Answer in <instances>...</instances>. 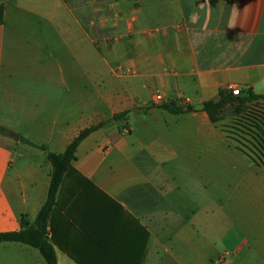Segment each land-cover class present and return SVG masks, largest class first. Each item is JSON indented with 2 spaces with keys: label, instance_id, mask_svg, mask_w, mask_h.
<instances>
[{
  "label": "crops",
  "instance_id": "0c3cea01",
  "mask_svg": "<svg viewBox=\"0 0 264 264\" xmlns=\"http://www.w3.org/2000/svg\"><path fill=\"white\" fill-rule=\"evenodd\" d=\"M0 6V233L46 204L47 154L103 124L57 194L58 264H264V159L203 110L232 86L264 106V0ZM0 264L46 262L3 243Z\"/></svg>",
  "mask_w": 264,
  "mask_h": 264
},
{
  "label": "trees",
  "instance_id": "16d2710c",
  "mask_svg": "<svg viewBox=\"0 0 264 264\" xmlns=\"http://www.w3.org/2000/svg\"><path fill=\"white\" fill-rule=\"evenodd\" d=\"M4 23V6H0V24ZM221 101L217 104H206L203 110L207 112L214 123L219 122V118L227 107H234V113H240L241 109L247 103H252L260 100L262 97H257L251 90L247 91L245 98L234 96L230 91H220ZM173 114L184 113L183 109L178 107H162ZM187 111H193L188 108ZM122 118V115L116 116V119ZM103 124L89 128L82 133L67 147L64 153L55 154L48 153L47 159L52 165L51 184L48 193L46 204L41 209L33 225H30L26 218L21 221V230L11 233H0V244L3 243H18L24 244L39 251L46 264H58V258L54 246L51 243L48 233L51 216L56 206V198L58 191L66 176L72 171L73 163L76 161V153L79 145L91 134L103 128ZM7 131L0 128V133ZM261 158L264 159V150L258 151Z\"/></svg>",
  "mask_w": 264,
  "mask_h": 264
},
{
  "label": "rangeland",
  "instance_id": "374dc122",
  "mask_svg": "<svg viewBox=\"0 0 264 264\" xmlns=\"http://www.w3.org/2000/svg\"><path fill=\"white\" fill-rule=\"evenodd\" d=\"M111 12L113 14L115 11L112 10ZM104 15L108 17L110 12L104 11ZM119 23L123 22L120 21ZM121 36H123L122 33L105 35L109 42L121 40ZM91 90L93 88L88 87V94L91 93ZM219 122L228 128L234 140L246 147L248 152H252L260 158L253 146L261 145V150H264V106L244 107L240 113H234V108H228L221 114Z\"/></svg>",
  "mask_w": 264,
  "mask_h": 264
},
{
  "label": "built area",
  "instance_id": "2783aa9c",
  "mask_svg": "<svg viewBox=\"0 0 264 264\" xmlns=\"http://www.w3.org/2000/svg\"><path fill=\"white\" fill-rule=\"evenodd\" d=\"M229 91H230L234 96H237V97H240V96L242 97V96H243V92H242V90H241L239 87H237V86H232V87H230ZM159 99H160V98H159ZM214 264H225V258L222 257V258L216 260V261L214 262Z\"/></svg>",
  "mask_w": 264,
  "mask_h": 264
},
{
  "label": "water",
  "instance_id": "95a60500",
  "mask_svg": "<svg viewBox=\"0 0 264 264\" xmlns=\"http://www.w3.org/2000/svg\"><path fill=\"white\" fill-rule=\"evenodd\" d=\"M13 136H16V135H12V137H13ZM15 138H16V140H17V139H18V136H16Z\"/></svg>",
  "mask_w": 264,
  "mask_h": 264
}]
</instances>
